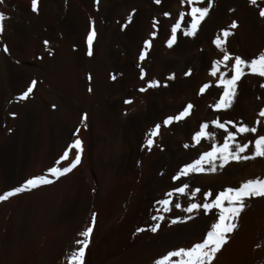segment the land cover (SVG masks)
I'll return each mask as SVG.
<instances>
[{
    "label": "bare ground",
    "instance_id": "6f19581e",
    "mask_svg": "<svg viewBox=\"0 0 264 264\" xmlns=\"http://www.w3.org/2000/svg\"><path fill=\"white\" fill-rule=\"evenodd\" d=\"M30 2L5 0L4 5H0V11L8 17L4 22V31L0 33V47L9 49L7 55L0 51V118L4 119L7 111H16L18 124L11 135L19 137L22 142L13 170L10 173L6 171L4 175V189L14 186L34 164L40 133L37 122L41 110L50 120V133L56 141L53 159L69 142L70 133L78 125L81 114L87 113L88 128L95 126L108 135L113 156L104 155L95 162L91 156L92 139L88 130L85 131L82 162L75 169L77 177L82 181L87 176L91 171L89 163L95 172L104 170L106 176H128L136 181L141 170L145 169L146 174L141 180L144 190L141 198H134L132 193L123 195L126 187L119 186L121 209L124 210L123 206L128 201H138L139 206L119 218L114 225L94 229L91 244L86 249L85 264H149L150 258L159 250L166 253L197 242L200 229L212 217L196 214L192 220L159 229L156 234L145 231L134 236L135 229L128 228L142 220L144 212L141 207L146 210L149 203L153 206L147 221L150 224L149 218L155 214V200L162 198L163 192L172 187L170 176L181 164L190 162L200 151L207 150L208 142H202L196 149L183 147L185 143L190 144V137L198 130L200 122L219 118L251 125L257 118L259 108L264 107V89L259 88V78L248 75L238 81L237 93L229 109L217 113L209 108L222 91L215 87L216 78L209 76L212 61L222 55L211 40L232 20H236L238 27L231 30L232 34L226 38L224 47L232 56L248 59L258 56L264 51V23L259 21L255 9L247 4V0H214V6L202 22L198 34L189 38L178 33L177 43L169 49L165 41L170 35L173 18L179 11H186L179 0H161L159 5L153 0H101L98 5L93 0H38L37 13L31 11ZM133 9L132 22L121 30V23ZM165 11L170 13L168 17L163 15ZM89 18L96 30L92 56L86 54L85 43ZM153 18L158 21L157 38L152 41L150 55L139 64L144 69L146 80L153 76V79L168 87L149 90L146 95L137 93L132 105H124L122 100L144 83L138 77L137 57L143 40L149 38L147 25L152 23ZM59 35L63 43L58 41ZM44 40L49 41L51 56L44 48ZM101 42H104V47L102 53L98 54V44ZM65 53L77 61L79 73L83 74L81 85L88 99L86 104L84 100L74 101L70 90L56 86L49 78V73L56 69L61 76L64 75L67 65ZM37 56L42 58L36 59ZM189 69L191 75L185 77L183 73ZM110 73L117 76L115 81L109 79ZM168 75H174V79L168 81ZM33 79L38 81L34 93L41 95V102L35 97L26 102L8 101L13 91ZM209 81L213 86L207 93L196 95L201 84ZM88 88L92 91L89 92ZM187 103L194 105L190 116L184 122L169 126L165 136L155 141L158 147L154 146L151 152L141 150L144 133L154 123L178 112ZM53 104L57 106L55 109L52 108ZM261 134H264V129ZM217 137L222 140L219 130ZM130 138L135 145H129ZM3 151L4 146L0 145V156ZM136 161H140L138 166ZM249 164H252V168L247 171ZM217 173L220 175L217 180L210 177L202 179L201 176L195 178L199 179L197 182L203 185L204 191L215 193L225 187H236L248 178H264V161L256 159L245 165L226 167ZM231 173L236 174L233 179H229ZM54 185L56 189L42 222L47 219L64 221V225L70 229L49 234L47 242L43 244L24 246L25 239H35L41 235L42 229L37 228L42 225L38 227L36 218L40 201L46 196L49 186L16 197V201H23V217L15 224L0 229V264H60L61 249L67 248L74 238V232L79 230L73 228L83 224L84 208L89 201L85 193L80 194L79 186L70 174ZM263 207L264 199L249 200L238 224L256 215ZM176 210L173 207L165 215L168 218L177 216ZM117 217L118 214H115L112 219ZM238 231L230 236V241ZM246 264H264V247Z\"/></svg>",
    "mask_w": 264,
    "mask_h": 264
},
{
    "label": "snow or ice",
    "instance_id": "6c2138e0",
    "mask_svg": "<svg viewBox=\"0 0 264 264\" xmlns=\"http://www.w3.org/2000/svg\"><path fill=\"white\" fill-rule=\"evenodd\" d=\"M95 4H100L101 0H93ZM157 5L161 0H153ZM5 0H0V5H4ZM180 5L186 9L181 10L174 17V22L170 27V35L165 41V46L169 49L177 43L178 33L184 37H194L202 27V22L209 15L214 6V0H179ZM247 4L255 9L256 15L261 23H264V0H247ZM30 9L33 13L38 12V0H31ZM231 11V9H229ZM135 9L128 13L127 18L121 23V30L133 20ZM165 17L169 12L163 13ZM8 19L4 12L0 11V33L4 31V22ZM158 21L153 18V31L149 33V38L144 39L142 47L138 52L139 68L138 77L144 82L136 89L138 93H145L161 87L167 88V84H161L156 79H147L143 67L139 62L146 60L150 55L152 41L157 38ZM238 27L236 20L220 31L212 40L211 44L222 54L217 60L212 61L209 76L216 78L215 87L222 89L218 99L209 108L213 112H221L229 109L237 93V83L242 77L251 75L259 78L260 89H264V51L254 58H241L239 55L232 56L224 47L226 38L232 34L231 30ZM96 32L93 21L89 18V27L85 37L87 45V55H93V44ZM44 48L49 56L52 51L49 49V41H43ZM0 51L7 55L9 49L6 46L0 47ZM42 57L37 56L36 59ZM183 75L188 77L191 70L184 71ZM90 80L91 77H88ZM109 79L115 81L116 75L109 74ZM168 81L174 79V75L166 77ZM38 86V81L31 80L26 87L14 98L17 102H26L34 96V89ZM212 82L201 84L196 95L200 96L207 93L212 87ZM91 92L92 89L88 88ZM261 99V97H257ZM124 105H132L133 100L125 98L122 100ZM57 106L52 105L55 109ZM194 105L187 103L181 110L174 114L162 118L161 122L154 123L145 133L141 150L151 152L155 145V138L160 134V129L168 128L171 125L184 122L191 114ZM15 117V113H11ZM257 118L251 125L233 120H221L219 118L210 121L200 122L198 130L190 137V144L185 143V149H196L202 142H208L207 150L200 151L190 162L181 164L178 169L170 176L172 187L163 192L162 198L155 200L154 212L150 216L151 223L147 228L137 227L133 235H138L148 231L153 234L158 232L161 223L175 225L183 224L194 218L196 214L204 217H212V222L206 227L201 238L192 243L189 247H178L168 250L166 253L154 258L152 264H216L219 254L230 242V236L238 229V220L242 212L247 207V202L251 199H264V178H248L243 180L236 187H225L219 192L202 191L199 187L190 186L188 179L199 175H214L226 167L245 165L256 159L264 161V107H260ZM88 115L82 113L78 125L71 131L70 140L66 143L62 152L41 174L32 175L10 186L6 190L0 191V202H6L10 198L31 194L48 186L54 185L61 178L67 177L82 162L84 152L83 141L80 134L88 130ZM217 130H219L222 140H218ZM11 131V129H9ZM239 137V139H238ZM74 155H70L73 153ZM63 162V163H62ZM138 166L140 161L135 162ZM180 197L187 198V205L182 207ZM180 210L184 215L168 218L165 214L170 213L172 208ZM97 220V213L92 211L85 226L74 232V238L69 241L67 248L61 249L60 264H85L86 249L89 248ZM257 248L264 247V244H257Z\"/></svg>",
    "mask_w": 264,
    "mask_h": 264
},
{
    "label": "rangeland",
    "instance_id": "374dc122",
    "mask_svg": "<svg viewBox=\"0 0 264 264\" xmlns=\"http://www.w3.org/2000/svg\"><path fill=\"white\" fill-rule=\"evenodd\" d=\"M147 29L150 32L153 31L152 23H149L147 25ZM58 41L60 43H63V39L60 35L58 36ZM73 46L74 45H72L71 47ZM103 47H104V42H101L98 44V54L102 53ZM64 58L67 63L64 75L61 76L60 72L56 69V70H52L53 72L49 73V78L51 81L52 80L54 81V82L52 81L54 84L55 83L57 84L56 86L61 87L63 89L70 90L72 92L71 97H73L74 101L84 100L86 104L88 102V99L81 85L83 74L81 72L79 73L78 63L76 60L72 59V57H70L68 53H65ZM153 78H154L153 76L150 77V79H153ZM25 87L26 85H23L20 89L13 91V93L9 96L8 101L15 100L14 98ZM137 93H138L137 91L132 92L130 93L129 96L125 98H130L133 100L135 97H137ZM144 94L146 95L147 92L143 93L142 95ZM33 97H35V99L39 102L42 101L41 95L39 93H34ZM11 113H15V117H13ZM5 115L6 116L4 117V119L0 118V145L4 146V151L2 152V155H1L2 157L0 156V170H1L0 171V191L7 189V188L4 189V186H3L4 175L6 171L7 173L8 172L10 173L11 170H13V166L15 164L18 150L21 148V144H22L19 137L17 138V136L15 137L11 135L14 132L18 124L17 122L18 118H17L16 111L15 110L7 111ZM39 116L40 117L37 122V129H38V132L40 131V133H39V144L35 151V156H36L35 161L36 162L34 161V164L29 169V171L26 174H24L22 178H20V180L17 181V183L22 182L23 179L29 176L41 174L44 170H46L47 167L51 166V163L54 161L53 154L56 148V141L53 139L50 133V123H49L50 120L42 110L40 111ZM9 129H11V131H9ZM84 132L85 131H83L80 134V138L82 139L83 145H84L83 148H85V140H86L85 138L86 135H84L85 134ZM87 133H89V137L92 139L93 145L91 147V156H93L92 159L95 162H98L99 159L104 155L110 156V157L113 156V153L111 152V148L109 145V139H107L108 135H106V133L102 129L92 126L88 128ZM166 133H167V128L162 127L160 129V134L158 135V137L155 138V141L165 136ZM94 142H95V145H94ZM129 145L130 146L135 145V141L132 138H130L129 140ZM70 155H74V152L71 153ZM89 166L91 167V171L89 170L90 172H88L86 176L87 178L85 177L84 179H82V181L77 177L75 170L70 174L75 179V183L78 184L80 194L85 193L89 201L88 205H86L84 208L85 218H84L83 224L81 226L78 225V227H75L73 229H80L83 226H85L86 221L92 211H95L97 213V220H96L94 229H106L107 227L114 225L119 218L120 219L123 218L124 216H126L127 214L131 213L132 211L138 208L139 206L138 201H133V202L128 201L123 206L124 210L121 209L122 205H120L118 202V198L119 196H121L120 195L121 192L119 191V186L125 185L126 187L125 190L123 191V195L132 193L131 195L134 194L133 196L134 198L136 199L141 198L144 193L143 187L141 186V180H142V177L145 176L146 171L145 169L141 170L136 180L137 182H136V181H132L128 176L117 177L112 174H109L106 176L104 170H99V172H95L93 169V166H91V163H89L88 168ZM251 168H252V164H249L246 170L248 171ZM234 175L236 174L231 173L229 175V179H233ZM199 176H201L202 179H206L210 177L209 179H213V180H217L220 177L219 173H216L214 175H199ZM195 177L196 176H193L188 179L190 186L199 187L201 188L202 191H204L202 189L204 188L203 185L198 183L197 181L199 179H196ZM55 189H56V185L49 186L46 190V196L44 195L42 197V200L40 201V204H39L40 206H38L39 211L37 212L36 222L39 224L38 227H41L42 225L41 228H37V229H42L41 235L39 236L40 238L39 237H36L35 239L27 238L23 242L24 246H36L41 243L43 244L47 242L49 234L54 233L55 231H58L60 229H67V228L70 229L68 225H64L66 224L64 221H59L55 219H47L48 221L47 220L44 221L45 223L42 222L43 215L45 214L51 202ZM143 201L144 199H142V202ZM142 202L140 203L142 204ZM180 202H181L182 207L186 206L188 203L187 199H182ZM22 203L23 201L19 202V201H16L14 198H10L6 202H0V229H4L6 226L15 224L16 222L22 219L23 217L22 216L23 212L21 210ZM141 209L143 210L142 213L144 212L143 217L141 215L142 220L135 222L128 229H136L137 227L147 228V226L149 225L147 221H148L149 214L153 212V206L149 203L147 205L146 210H144L145 207L143 209V206L141 207ZM176 212H177V216L184 215L182 212H180V210H176ZM18 214L19 215L21 214V215L19 216ZM115 214L116 215L118 214L117 219H112ZM211 222H212V218L207 223H204V225L202 226V229H200V234L197 236V241L201 238L206 227ZM170 226L171 225L162 222L161 227L159 229H168ZM238 229L239 231L237 232V235L235 236L236 238L234 237L227 244V246L222 250V252L218 256V259L216 260V264H246L255 255V253L260 249V248H257L256 245L264 244V207L262 210L260 209V211L256 215L244 220L243 222L241 221L238 224ZM238 237H240V239ZM236 239H238L239 241ZM164 253L165 252L161 250L157 251L155 255H153V257L150 258L149 264H152V260L154 258Z\"/></svg>",
    "mask_w": 264,
    "mask_h": 264
}]
</instances>
